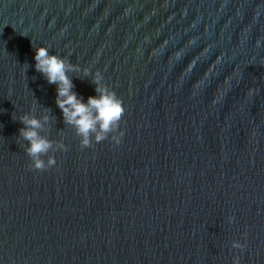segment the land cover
<instances>
[{"label":"water","instance_id":"1","mask_svg":"<svg viewBox=\"0 0 264 264\" xmlns=\"http://www.w3.org/2000/svg\"><path fill=\"white\" fill-rule=\"evenodd\" d=\"M43 46L80 69L84 102L97 72L123 101L119 145L81 149ZM26 113L67 149L52 168H29ZM234 256L264 264V0H0V264Z\"/></svg>","mask_w":264,"mask_h":264},{"label":"clouds","instance_id":"2","mask_svg":"<svg viewBox=\"0 0 264 264\" xmlns=\"http://www.w3.org/2000/svg\"><path fill=\"white\" fill-rule=\"evenodd\" d=\"M259 14V13H257ZM261 46L257 40L256 47ZM179 58V54L177 55ZM35 70L42 74L49 84L56 85V105L63 114L64 122L75 129L76 135L80 138L81 149L89 148L93 141L101 143L111 138L115 145L121 143L124 136L123 131H118L125 109L123 101L117 97L110 87L103 84V76L100 72L95 73L92 83L96 85V96H90L87 102L73 90L74 84L69 77V72H79L80 69L71 65L66 58L50 54L48 47L36 48L34 56ZM84 76L89 71H83ZM35 106V101L33 107ZM13 119L17 117L13 116ZM19 122L23 127L19 130V140L31 163L32 170L43 171L52 168L56 159L49 152L67 151L63 142L53 143L40 134L44 124L49 122V115L36 118L31 113L20 116ZM48 156L47 161L42 157ZM229 224L234 223V217L227 218ZM246 239L247 234H242ZM245 245L233 241L231 248L243 252ZM232 264H240V257L234 256Z\"/></svg>","mask_w":264,"mask_h":264}]
</instances>
